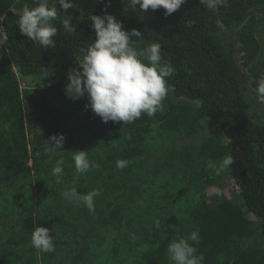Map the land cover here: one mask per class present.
I'll list each match as a JSON object with an SVG mask.
<instances>
[{"label":"trees","instance_id":"trees-1","mask_svg":"<svg viewBox=\"0 0 264 264\" xmlns=\"http://www.w3.org/2000/svg\"><path fill=\"white\" fill-rule=\"evenodd\" d=\"M39 2L0 0V32L8 42V48L0 44V264H171L170 241L196 230L203 264H264V125L251 115L264 75V40L256 28H264V0H228L215 12L187 0L168 16L162 8L125 11L126 0H110L106 9L108 0H74L66 12L47 0L56 7L58 29L56 46L48 49L16 24L25 6ZM105 10L123 30L142 33L130 36L137 51L158 43L162 61L175 69L166 78L163 109L153 117L104 123L85 107L86 97L65 96L67 74L44 91L32 87L44 68H78L82 50L95 40L89 17ZM70 17L75 33L62 25ZM234 46L251 68L249 96ZM34 115L41 126L29 131ZM203 131L208 136L199 144L186 143ZM54 134L65 137L63 148L46 154L44 142ZM75 151L89 152L99 167L76 174ZM226 156L234 159L229 175L240 202L211 206L201 189L219 187L227 170L216 175L207 164ZM58 159L65 161L61 184L52 174ZM117 160L128 166L117 169ZM72 187L78 194L102 189L94 213L63 198ZM249 215L256 222L249 224ZM38 225L50 230L55 251L31 246Z\"/></svg>","mask_w":264,"mask_h":264},{"label":"clouds","instance_id":"clouds-1","mask_svg":"<svg viewBox=\"0 0 264 264\" xmlns=\"http://www.w3.org/2000/svg\"><path fill=\"white\" fill-rule=\"evenodd\" d=\"M60 9L66 12L76 7L74 0H56ZM105 3V0H98ZM187 0H126L129 9L143 12L164 9L165 16L171 15L184 5ZM199 3L210 11H218L227 6L228 0H199ZM108 0L105 9L110 7ZM81 14L83 12L81 10ZM91 28L95 33V40L86 49H83L82 58L77 61L78 68H73L67 73L69 81L64 94L70 100L86 97L92 113L100 117L104 123L123 122L130 124L142 115L153 117L163 109V101L168 95L167 79L174 74L171 63L162 61L161 46L151 43L142 51H137L133 46L131 37L139 39L142 33L137 30L127 32L122 24L107 11L102 15H92ZM57 20L56 7H49L47 0H40L34 8L24 7L16 20L20 33L34 44L44 48H55V37L58 29L54 24ZM189 26L191 22H188ZM65 31L75 33L76 25L72 24L71 17L62 21ZM217 26L224 28L222 22L217 21ZM145 61L147 63H145ZM55 73L44 68V77L54 76ZM257 101L264 103V75L256 82ZM65 137L63 134L51 135L45 141V153L57 152L63 148ZM51 143L53 146H49ZM87 151L72 152V161L75 173L83 175L99 167L94 161L89 160ZM63 159L56 160L52 167L55 182H63ZM127 160H117L116 168L123 170L128 166ZM234 163L231 156L224 157L219 164L209 162L207 168L219 175L222 171L230 169ZM102 189H93L84 194H78L77 188L72 187L62 192L65 200L76 206L83 205L89 212H95V198L100 196ZM215 192L222 195V190L217 187ZM160 221H156L159 228ZM54 237L48 228L36 226L31 234V246L41 253L55 251ZM200 243L199 231H192L189 235L174 237L167 246L166 254L171 264H203L204 257L198 253L195 245Z\"/></svg>","mask_w":264,"mask_h":264},{"label":"rangeland","instance_id":"rangeland-1","mask_svg":"<svg viewBox=\"0 0 264 264\" xmlns=\"http://www.w3.org/2000/svg\"><path fill=\"white\" fill-rule=\"evenodd\" d=\"M257 31H258V38L264 40V28L262 27H258L257 25ZM1 33V32H0ZM0 44H3L5 47L8 48V42L5 39L4 35L1 33V37H0ZM235 48H233V50H235L234 52V59L238 65V68L241 71L242 74V78L245 80V82L247 83V95H251L253 93V88H250L251 86H249L252 82H253V77H252V73L250 71L251 68L246 69L243 66V61H242V53L238 51L237 46H234ZM15 69H17V65L14 64ZM254 66V65H253ZM52 71L55 73L54 76H47V77H42V78H37V83L35 85H30L33 87L34 90L36 91H44L47 87H49L55 80L59 79L60 77L66 75L69 70H66L64 68V66H60V67H55L52 69ZM253 113L251 114L252 116H256L258 117L257 120L262 123L264 125V105L258 102V105H256L255 107H253ZM40 117L39 115H34L32 117H30V119L28 118L27 120V126L29 128V131L32 129L31 127L35 126H41V122H40ZM34 120H37V122H33ZM32 121V122H31ZM37 123V124H36ZM208 136V132L203 131L200 135L192 138L191 140H188L186 143H197L199 144L205 137ZM228 149H230V147L228 146ZM230 169L227 170V176L226 178L221 182L219 188L222 190V195L218 196L215 192V189L217 187H207V188H203L201 189V191L206 195L207 199L209 200V204L211 206L216 205V204H220V203H224L226 201H229L231 199H237L239 202V190L236 187V185L234 184L233 180L230 178L229 175V171ZM246 221L249 224H252L254 222H256V219L252 216L249 215L246 219Z\"/></svg>","mask_w":264,"mask_h":264}]
</instances>
